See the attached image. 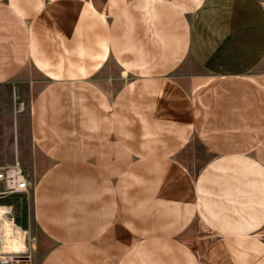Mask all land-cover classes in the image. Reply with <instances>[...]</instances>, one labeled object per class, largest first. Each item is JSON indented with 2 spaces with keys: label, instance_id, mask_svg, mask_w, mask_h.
Wrapping results in <instances>:
<instances>
[{
  "label": "crops",
  "instance_id": "obj_1",
  "mask_svg": "<svg viewBox=\"0 0 264 264\" xmlns=\"http://www.w3.org/2000/svg\"><path fill=\"white\" fill-rule=\"evenodd\" d=\"M69 1L0 0V85L48 83L41 264H264V0ZM117 61L138 80L89 84Z\"/></svg>",
  "mask_w": 264,
  "mask_h": 264
},
{
  "label": "rangeland",
  "instance_id": "obj_2",
  "mask_svg": "<svg viewBox=\"0 0 264 264\" xmlns=\"http://www.w3.org/2000/svg\"><path fill=\"white\" fill-rule=\"evenodd\" d=\"M68 3L70 4L68 8L75 7L72 5L73 0ZM17 24L16 22V33L20 34L19 38L23 44L25 32ZM24 49L22 45V52ZM123 67L119 61L110 63V66L93 78L89 84L100 85L110 90L111 94L122 83L131 79L138 80L135 75H123L121 70ZM190 68L192 70L193 66ZM197 75L200 76L198 70ZM254 75L264 83V66ZM47 85L45 79L32 71H27L18 77L16 82L0 85V167L16 162L21 163L32 184L29 193L16 195L6 194L0 186V207L3 208V214L0 216V264H41L47 251L53 246L52 241L35 221L31 206L34 186L49 165V161L31 139L30 109L35 96ZM12 199H16V205L8 203ZM255 238L257 241L264 242V229L257 233ZM217 239L213 236L206 238L201 231L190 243L195 248L197 259H202L206 246ZM14 242L19 248L16 251L12 250Z\"/></svg>",
  "mask_w": 264,
  "mask_h": 264
},
{
  "label": "built area",
  "instance_id": "obj_3",
  "mask_svg": "<svg viewBox=\"0 0 264 264\" xmlns=\"http://www.w3.org/2000/svg\"><path fill=\"white\" fill-rule=\"evenodd\" d=\"M264 9V2L262 3ZM0 186L6 194H27L31 189V182L21 163L0 167Z\"/></svg>",
  "mask_w": 264,
  "mask_h": 264
},
{
  "label": "bare ground",
  "instance_id": "obj_4",
  "mask_svg": "<svg viewBox=\"0 0 264 264\" xmlns=\"http://www.w3.org/2000/svg\"><path fill=\"white\" fill-rule=\"evenodd\" d=\"M2 214H3V211H1L0 212V216H2ZM4 220V219H3ZM5 226V225H4ZM12 230V229H11ZM8 231V230H7ZM21 240V239H20ZM22 241V240H21ZM10 243V242H9ZM12 243V242H11ZM8 246V245H7ZM22 246V245H21ZM23 247V246H22ZM10 248V247H9ZM19 248H18V246H17V243L16 242H14L13 244H12V250L13 251H16V250H18Z\"/></svg>",
  "mask_w": 264,
  "mask_h": 264
}]
</instances>
